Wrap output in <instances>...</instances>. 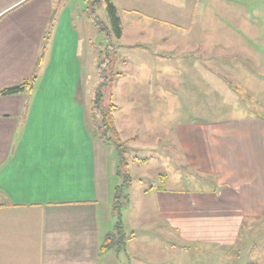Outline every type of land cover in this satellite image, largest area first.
<instances>
[{"label":"crops","instance_id":"obj_1","mask_svg":"<svg viewBox=\"0 0 264 264\" xmlns=\"http://www.w3.org/2000/svg\"><path fill=\"white\" fill-rule=\"evenodd\" d=\"M239 2V7L247 4L245 10L229 14L236 16L235 35L225 36L219 46L220 56H234L213 65L219 76L211 73L210 14L205 7L189 11V108L180 110L196 116L169 132L177 148L170 155H176L178 168L216 177L218 189L169 192L166 176L162 188L145 191L153 195L150 208L156 216L138 220L163 225L186 242L232 246L244 221L264 218V110L253 116H211L238 113L239 101L250 104L247 96L244 101L238 97L244 88L264 100V0ZM83 14V0H0V264H117L123 253L130 257L140 250L136 236L125 232L123 251L101 252L116 224L111 227L107 218L115 185L109 163L113 147L98 140L88 121ZM134 20L140 25L139 18ZM149 30L158 33L153 41L132 40L130 46L161 45L163 29L153 25ZM127 64H120L122 75L114 87V116L124 142L135 143L148 132L140 128L143 114L150 112L145 91L150 77L137 68L129 78ZM168 71L163 78L175 81L178 96V77L172 76V67ZM34 75L31 90L2 95ZM228 80H236L238 87ZM140 210H145L142 205Z\"/></svg>","mask_w":264,"mask_h":264},{"label":"rangeland","instance_id":"obj_2","mask_svg":"<svg viewBox=\"0 0 264 264\" xmlns=\"http://www.w3.org/2000/svg\"><path fill=\"white\" fill-rule=\"evenodd\" d=\"M83 3L84 27L81 35L83 39L84 93L89 108L88 121L94 134L98 135L90 108L92 106L91 101L100 85L99 68L101 63L106 60L105 57H107L108 51L105 50V47L108 40L93 25L84 0ZM239 3V0H114L117 15L121 20L122 29L125 31V37L120 38L121 40L114 38V44L121 54L120 64L128 61V69L125 74L129 78L132 77L131 73L139 70L140 73L149 74L150 77V80H148L150 85L145 88L147 100L150 104L148 105L150 112L143 114L140 128L142 134L145 128L148 132L145 136L140 135L141 137L138 138L140 142L135 143L124 142L120 135L124 146L128 150L125 156L132 177V186L129 191L130 204L122 211L123 226L128 236H136L135 249L140 250L137 254L134 253L135 251L132 252L133 255L130 257L123 253L117 264H264V218H252L244 221L240 225L238 240L232 246L218 245L219 243L214 241L211 243L204 241L186 242L174 231H170L163 225H151L150 222L145 225L138 224V220L144 219L145 215H148L149 218L156 216L154 209L152 211L150 208L153 195L146 196L145 191H150L151 188L157 189L160 186V179L166 176V188L169 192H188L192 194L202 193L203 190L213 192L218 189L216 177H206L190 168H178L175 159H173L176 158V155H170L173 150L177 151V148L174 144H171L169 132L171 126L174 130L176 124L185 123L196 116V113L180 110L182 107L189 108V104L186 102L187 97H185L188 82H190L188 80L186 55L188 54L187 50L191 47V44L186 46L187 32L185 28L187 24L193 22L190 21L189 11L193 7L198 9L205 7L210 14L211 73L219 76L213 65L218 66L220 60L233 58L234 56L233 52L230 55L220 56L219 46L220 43H225V36L233 39L235 35L236 16L229 14H232L231 11L233 14L236 13L237 9L245 10L247 4L244 2L243 6L239 7ZM255 5V2L250 3L247 8ZM96 13L99 19L112 30V22L106 4L98 7ZM138 18L139 20L136 22H139L137 24L140 25L134 23V19ZM153 25L163 29L161 45L153 43L152 47L147 50L139 46H130L132 40H137L138 44H144L146 39L153 41L158 35V33L153 34V31L149 30ZM139 30H142V34L146 36L141 38ZM158 39L160 40V38ZM163 47L165 49L161 50ZM178 50L183 54H178ZM120 64L118 66L119 71L122 69ZM169 67H172L173 73L176 74L175 76L171 75L175 78L178 77V96H176L177 88H174L175 81L163 78V73L170 74ZM102 69L106 73L105 65ZM160 73L162 76H159ZM227 84H232L231 87H238L239 83L236 80H228ZM239 88L241 90V87ZM260 90L263 91L260 92V95L264 97V89ZM126 95L127 93H124L121 97L123 98ZM250 95V88H244L238 94L240 100L244 101L247 96L246 100L250 101V104L245 101L247 104L243 105L239 101L236 106L239 108L238 113L220 111L211 113V116L214 118H223L226 115L233 114L253 116L264 110V100L257 101L254 98L255 96L251 97ZM169 96L172 100L169 99ZM229 106L219 104L218 107L225 109ZM140 115L142 116V114ZM207 115H203L202 118H206ZM109 163L113 175H110V177L111 179L112 177L115 178L107 214L108 222L111 223L112 221V227L116 222L111 213L115 188L121 183L117 174L119 156L114 148L110 150ZM140 205L145 210H140Z\"/></svg>","mask_w":264,"mask_h":264},{"label":"trees","instance_id":"obj_3","mask_svg":"<svg viewBox=\"0 0 264 264\" xmlns=\"http://www.w3.org/2000/svg\"><path fill=\"white\" fill-rule=\"evenodd\" d=\"M86 3V10L91 18L93 25L100 31V33L106 36L108 44L105 47L107 50V57L103 61L99 68L100 85L96 90L95 97L92 101L91 113L94 126L98 131L96 137L102 143L112 146L116 149L119 156V164L117 167V174L121 180L120 185L116 187L115 199L113 204V214L116 218V224L114 230L108 234L106 240L101 248L102 253H106L110 250H116L121 252L125 249L128 237L125 234L122 211L130 204V188L132 186V177L129 171V164L126 156L128 150L123 144L120 137V133L116 127V121L114 113L117 110V105L114 102V87L120 79L122 73L118 70V66L121 62V54L119 53L116 45L114 44V38L120 39L122 37V23L117 15V9L114 4V0H84ZM103 4H106L109 16L112 22V30H110L97 16L96 9ZM86 12V11H85ZM41 63L38 60L37 66ZM106 66V73H104L103 66ZM37 79V75H34L28 81L24 83L4 89L2 95H15L32 89L34 82ZM264 118V114L262 115ZM164 180L160 179V187L162 188Z\"/></svg>","mask_w":264,"mask_h":264}]
</instances>
